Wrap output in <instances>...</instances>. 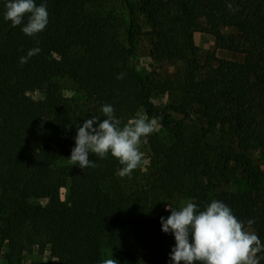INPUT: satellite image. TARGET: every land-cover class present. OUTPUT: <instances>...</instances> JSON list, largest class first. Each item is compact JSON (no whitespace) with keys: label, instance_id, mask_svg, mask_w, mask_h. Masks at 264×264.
Here are the masks:
<instances>
[{"label":"trees","instance_id":"1","mask_svg":"<svg viewBox=\"0 0 264 264\" xmlns=\"http://www.w3.org/2000/svg\"><path fill=\"white\" fill-rule=\"evenodd\" d=\"M121 1L126 20L95 9L101 0H35L46 5L48 24L27 36L23 25L13 27L4 19L8 0H0V245L5 244L7 264L34 245L47 247L56 264H100L106 247L121 264H156L142 260L140 252L158 206L152 189L105 191L103 183L121 167L108 156L90 153L96 167H55L74 148L57 139L85 119L106 118L104 105L114 108L121 126L142 111L157 118L169 136L168 142L148 138L158 159L159 188L186 191L201 210L213 200L223 202L245 227L254 221L250 227L263 234L264 244L262 172L253 157V125L264 107V0ZM137 11L150 26V56L184 66L182 99L170 106L181 119L154 106L149 78L132 64L141 35ZM225 27L236 33L225 34ZM194 32L212 35L218 49L239 53L242 60L214 58V66L203 67ZM36 47L41 51L20 63ZM66 76L91 105L65 110L70 100L60 93L57 79ZM28 90L42 97L34 99ZM233 182L246 190L225 189ZM44 198H49L44 207L27 203ZM257 255L264 264V251Z\"/></svg>","mask_w":264,"mask_h":264},{"label":"clouds","instance_id":"2","mask_svg":"<svg viewBox=\"0 0 264 264\" xmlns=\"http://www.w3.org/2000/svg\"><path fill=\"white\" fill-rule=\"evenodd\" d=\"M4 19L13 27L23 25L22 32L34 36L46 28L48 12L44 3L37 6L35 0H8ZM40 51L38 47L30 49L20 63H27ZM123 75L119 74L117 79ZM101 111L106 118L85 119L77 128L75 147L68 161L80 169L96 167L89 159L90 153L101 159L111 154L122 165L118 174L130 176L144 162V153L140 151L142 138L156 130L157 118L140 115L121 126L111 105H104ZM165 211L170 215L160 218L161 231L174 236L175 246L169 256L172 264H259L257 254L264 251V244L255 232L246 230L244 222L223 202L213 200L201 210L194 202L185 201L179 208L166 204ZM253 223L247 221L249 227ZM100 264L117 261L106 258Z\"/></svg>","mask_w":264,"mask_h":264},{"label":"rangeland","instance_id":"3","mask_svg":"<svg viewBox=\"0 0 264 264\" xmlns=\"http://www.w3.org/2000/svg\"><path fill=\"white\" fill-rule=\"evenodd\" d=\"M131 1L137 3V0ZM96 8L101 9L103 12L117 15L124 20L127 19V11L121 0H101V4L99 6H95V9ZM136 17L141 35L136 39V54L132 59V64L142 75L149 78L153 88L150 101L154 104V106L158 110L165 111L173 119H181L183 116L179 113L173 112L170 106L178 104L182 99L183 93L180 86L181 74L184 70V66L178 60L166 58L153 59L150 56L152 48L151 39L148 35H146L150 30V26L147 23L146 18L138 11L136 12ZM223 32L225 34L236 33L235 30L226 27L223 28ZM192 37L194 47L199 57V62L205 68L216 64L213 61L214 58L237 61L242 60V56L239 53L218 49L215 45L214 37L210 34L204 32H194ZM120 39L124 44L126 43L123 30L121 32ZM57 82L60 87V93L70 100L65 109L67 112L78 110V106L91 105L83 94L77 90L70 77L66 76L59 78L57 79ZM26 94L34 99H40L42 97L41 92L37 90H28ZM140 115H144L142 111H139L133 118ZM190 115L192 118H195L193 113H190ZM82 124L83 123H77L72 125L68 132L59 137L57 141H67L75 147L77 128L82 126ZM253 127L256 132L253 157L256 165L262 172V182L259 186L258 195L264 201V107L261 111H257ZM151 136L157 137L164 142H168L170 139L167 133L157 124L156 130L153 133L146 138H142L140 151L144 153V162L141 166L135 169L130 176L121 177L118 174L122 167L121 165V167H118L115 170L114 176L103 183V188L108 193L114 195L117 193H128L135 187H148L158 195L157 210L150 217L151 228L148 231V243L140 250L141 258L144 261L154 260L156 264H172L169 256L171 249L175 246L174 236L171 232L164 233L161 231L160 218L164 217L166 219V215H170L169 211H165L166 204L179 208L183 202L190 201V199L186 191L178 193L172 191L170 188L161 189L157 183H155V169L158 159L154 157L148 145V138ZM211 140H213V138ZM107 156L113 158L111 154H108ZM69 157L56 162L55 167L72 168L76 166L69 163ZM225 189L243 191L246 190V187L242 182H233L231 185L226 186ZM60 200L65 203L66 189H62L60 191ZM27 203L30 205L44 207L49 204V198L29 200ZM245 228L248 231L255 232L260 239L263 238V234L261 232L251 227ZM5 252V244L2 243L0 245V264H7V261L5 260ZM106 258H113L117 261V264H121V257L107 247L102 250V260ZM11 264H56V258L47 247L40 249L38 246L34 245L27 247L24 251H22L18 257L14 258Z\"/></svg>","mask_w":264,"mask_h":264}]
</instances>
